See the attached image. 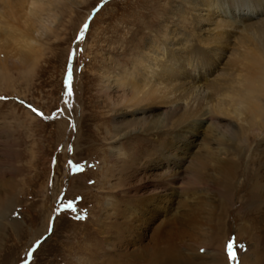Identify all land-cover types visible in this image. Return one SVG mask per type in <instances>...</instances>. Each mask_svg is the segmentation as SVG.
I'll return each mask as SVG.
<instances>
[{
	"label": "rangeland",
	"instance_id": "rangeland-1",
	"mask_svg": "<svg viewBox=\"0 0 264 264\" xmlns=\"http://www.w3.org/2000/svg\"><path fill=\"white\" fill-rule=\"evenodd\" d=\"M48 1L35 22L30 59L22 64L16 50L0 68V264H208L219 254L225 264L255 256L264 264L263 235L249 242L236 234L248 222L243 169L264 132L244 151L231 203L197 188L212 202L183 211L175 190L167 197L172 203L151 201L165 170L160 152L182 134L172 129L176 119L142 133L132 123L146 103L132 106L115 88L117 74L131 72L147 43L159 48L171 33L192 40L186 0ZM220 4L209 12H232L230 0ZM19 12L15 26L26 30L28 13ZM183 212L195 220H180Z\"/></svg>",
	"mask_w": 264,
	"mask_h": 264
},
{
	"label": "bare ground",
	"instance_id": "bare-ground-1",
	"mask_svg": "<svg viewBox=\"0 0 264 264\" xmlns=\"http://www.w3.org/2000/svg\"><path fill=\"white\" fill-rule=\"evenodd\" d=\"M198 1H185L194 12L195 38L191 34V41L187 42V38L182 41L171 33L168 38L171 42L163 41L159 48L147 43V51L131 60V72L122 71L115 80V88L128 104L146 103L132 123L142 133L157 131L176 119L172 129L182 134L172 135L165 151L160 152L158 167L165 170L154 183L151 194L157 195L151 196V201L159 198L172 203L167 197L175 190L180 194L178 209L183 211L190 206L198 210L205 202H212L206 193L199 195L193 190L197 188L218 192L224 206L231 203L234 179L243 169L244 151L250 140L255 141L264 132V0H230L232 12L221 11L216 15L209 9L228 0H205L199 4ZM49 5L48 0H0V68L16 50L22 64L30 59L34 53L31 35L35 22ZM241 8L251 15H240ZM21 10L28 13L26 30L15 26ZM227 14L231 19L221 16ZM219 58L224 60L221 66ZM198 69L203 77L197 74ZM196 76L200 78L198 81ZM169 94L172 98L167 97ZM201 101L205 103L198 104ZM162 105L170 106L162 110L159 107ZM156 109L161 111L157 113ZM257 148L243 169L244 212L248 222L236 232L237 238L249 242L256 237L254 233L263 235L261 242L264 241V140L258 142ZM163 158L167 161H162ZM179 219L195 220L187 212L181 213ZM246 258H242L241 264L262 262L258 256ZM208 260V264L226 263L220 254L216 258L209 255Z\"/></svg>",
	"mask_w": 264,
	"mask_h": 264
},
{
	"label": "snow or ice",
	"instance_id": "snow-or-ice-1",
	"mask_svg": "<svg viewBox=\"0 0 264 264\" xmlns=\"http://www.w3.org/2000/svg\"><path fill=\"white\" fill-rule=\"evenodd\" d=\"M88 27V25H84V28L86 29ZM81 37L83 36V32H81ZM69 80L71 79V71L69 70ZM71 94V93H70ZM32 111L36 112L37 110L36 109H32ZM38 115H42L41 113H37ZM229 252H230V258L235 260V254L233 252V246L232 245H229Z\"/></svg>",
	"mask_w": 264,
	"mask_h": 264
}]
</instances>
